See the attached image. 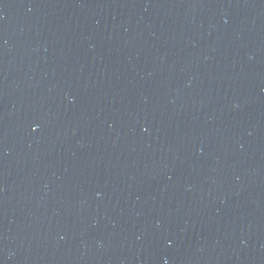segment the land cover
<instances>
[{"label":"water","instance_id":"1","mask_svg":"<svg viewBox=\"0 0 264 264\" xmlns=\"http://www.w3.org/2000/svg\"><path fill=\"white\" fill-rule=\"evenodd\" d=\"M0 264H264V0H0Z\"/></svg>","mask_w":264,"mask_h":264}]
</instances>
